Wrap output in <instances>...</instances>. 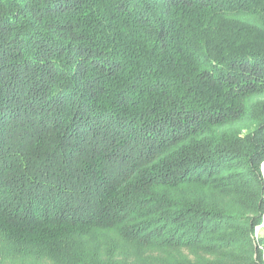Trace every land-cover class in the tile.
Here are the masks:
<instances>
[{
  "label": "trees",
  "instance_id": "1",
  "mask_svg": "<svg viewBox=\"0 0 264 264\" xmlns=\"http://www.w3.org/2000/svg\"><path fill=\"white\" fill-rule=\"evenodd\" d=\"M31 114L52 160L0 157V264H264V0H0V132Z\"/></svg>",
  "mask_w": 264,
  "mask_h": 264
},
{
  "label": "rangeland",
  "instance_id": "2",
  "mask_svg": "<svg viewBox=\"0 0 264 264\" xmlns=\"http://www.w3.org/2000/svg\"><path fill=\"white\" fill-rule=\"evenodd\" d=\"M252 99L253 98H247L244 95H240L238 98L239 101L238 103L241 105H245L249 101L251 102ZM47 125H48L47 122H42L40 120L38 122H33L32 114L31 117L29 119H26L25 121H21L18 117V121H13L10 123V125L7 124L8 129H5L4 131L0 132L1 135L0 157H3L4 158L3 160L6 161L5 157L8 156L7 154H5V152H7L10 155V157H8L9 161L12 159V157L15 158L16 156H17V160L19 161L21 160L23 161L25 157L27 160H36V159L37 160L42 159L41 161H44L45 159L52 160V157L49 156L50 154L45 149L33 148V151L30 153V155L27 154L28 150L31 149L30 148L31 138L33 137V134L37 131L35 130L36 126L46 127ZM54 125H59V124L54 123L51 125L53 127L52 131L54 132L52 134L57 135L59 132H61L62 128L58 129L57 126ZM62 137H63V132H62ZM109 141L110 140L108 139L98 140L97 143L94 144V148L101 149V151L106 150L109 147L108 144ZM74 145L75 144H73V146ZM65 146H67L66 142H65ZM80 146L82 147L84 145L82 144ZM80 148L78 149L80 150ZM94 148H92V151H94ZM82 149L83 148H81V150ZM132 150L133 148L128 151L126 148H122V145L120 146L118 145V147L116 148H111V151H109L108 154L106 153L107 162L112 164L109 170L110 173H114V171H116L118 167H123V170H125V168L129 169L125 174H123V176L121 177L119 175L116 176L117 175L116 174L115 176L117 178H113L112 180L109 181L110 183H114V184H117L118 182L122 181L124 183V187L122 188V190L124 189L126 192H132L136 189L144 188V186H141V182H140L141 180H137L138 177L136 175L142 166L144 168V166H146L149 162H151L150 161L151 158L155 156L151 154H156L155 152L152 151L149 152L148 150L145 149L143 151L137 150L136 152L135 151L131 152ZM94 154L97 155L96 152H94ZM136 157L139 158L135 162H131ZM262 172L264 176L263 166H262ZM183 190L184 192H188L191 194H200V195L204 194V191L196 186L189 188L185 187L183 188ZM254 231H255V235L264 232V219H263V227L261 226L255 227Z\"/></svg>",
  "mask_w": 264,
  "mask_h": 264
}]
</instances>
